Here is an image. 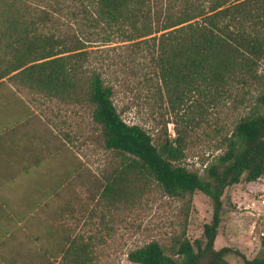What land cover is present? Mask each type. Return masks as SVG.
Masks as SVG:
<instances>
[{
    "label": "rangeland",
    "instance_id": "rangeland-1",
    "mask_svg": "<svg viewBox=\"0 0 264 264\" xmlns=\"http://www.w3.org/2000/svg\"><path fill=\"white\" fill-rule=\"evenodd\" d=\"M234 1L143 0L144 18L122 27L93 25L92 0H28V7L32 15H47L46 21L37 25L41 36L70 35L83 44L86 60L81 62V71L100 76L103 85L112 89L111 101L120 118L141 127L153 145L164 135L175 137L173 123H178V129L186 128L184 157L176 164L201 174L222 153L223 138L240 120L257 111L263 113L256 105L260 87L253 82L233 84L216 94L187 92L172 113L155 92L152 58L160 33L154 30L182 13L206 14L215 4L225 6ZM147 30L148 36L131 41L124 38L127 33L134 36ZM260 32L264 39V24ZM263 70L264 58L257 74ZM179 115L187 127L180 123ZM8 118L18 121L17 135L32 131L39 137L35 154L45 163L30 168L28 175L14 167H0V173H5L0 177V200L6 211L21 219L7 221L5 210L0 212V223L7 231L17 227L9 236L0 234V264H43L39 248L48 249L49 260L53 248L41 236L47 230H62L78 243L87 244L84 264H131L127 253L149 242L158 243L170 256L177 240L200 238L202 225L210 220L211 204L199 192L173 198L149 183L142 193L124 202L108 205L96 198L103 176L117 158L102 148L99 127L86 104L2 80L0 121ZM7 175H12L11 182ZM221 201L213 247L232 251L225 257L228 264H243L239 255L250 259L258 251L264 224V175L225 189ZM34 234L40 235L38 241L31 239ZM50 264L68 263L57 258Z\"/></svg>",
    "mask_w": 264,
    "mask_h": 264
},
{
    "label": "trees",
    "instance_id": "trees-1",
    "mask_svg": "<svg viewBox=\"0 0 264 264\" xmlns=\"http://www.w3.org/2000/svg\"><path fill=\"white\" fill-rule=\"evenodd\" d=\"M92 2L95 26L122 27L144 18L143 0ZM28 6V0H0V82L9 80L91 108L102 148L117 158L103 176L96 198L108 205L124 202L154 183L168 197L182 199L199 192L210 201V220L202 225L199 239L177 240L170 256L163 253L158 243L149 242L128 252L127 261L131 264H228L225 257L232 251L213 247L220 224L221 197L225 189L240 181L254 182L264 175V70L257 74L259 61L264 58V39L260 32L264 24V0L215 4L206 14L182 13L181 17L167 19L160 29L154 30L160 33L152 58L155 92L172 113L177 111L176 104L183 101L187 92L207 90L216 94L233 84L246 86L253 82L260 87L256 105L263 113L257 111L240 120L223 138L222 153L201 174L176 164L184 157L186 128L178 129V123H173L175 137L164 135L157 146L153 145L141 127L129 125L120 118L111 101L112 89L103 85L100 76L93 71L89 74L81 71V62L86 60L83 44L70 35L41 36L37 25L43 24L47 15H32ZM196 18L200 21H193ZM149 31L134 36L127 33L124 38L131 41V38L150 35ZM17 122L13 118L0 121V163L28 175L30 168L44 165L45 159L35 154L39 137L32 131L17 135ZM41 236L54 252L48 260V249H38L43 264L57 258L68 264H84L88 259L87 244L78 243L70 233L47 230ZM31 239L38 241L40 235H31ZM258 241V251L252 258L239 255L243 264H264V224Z\"/></svg>",
    "mask_w": 264,
    "mask_h": 264
},
{
    "label": "crops",
    "instance_id": "crops-1",
    "mask_svg": "<svg viewBox=\"0 0 264 264\" xmlns=\"http://www.w3.org/2000/svg\"><path fill=\"white\" fill-rule=\"evenodd\" d=\"M0 167H9V166H6V164L5 163H0ZM14 167V166H13ZM12 168V167H11ZM15 168V167H14ZM5 175V173H0V177H2V176H4ZM8 176H10V175H7L6 177H8ZM12 176V175H11ZM12 180H13V178H12ZM11 179H8V181L9 182H11L12 181ZM0 183H1V180H0ZM6 209H7V207H6V205L3 203V201L2 200H0V212H2L3 210H5V214H6V220L7 221H9L11 218H14V219H16V216H15V214L13 213V211H6ZM17 228V227H16ZM16 228H13L12 229V231H7L6 229H5V227H3V225H1V223H0V234H3V233H8V234H11L12 232H14V231H16ZM19 230H21V229H18V231Z\"/></svg>",
    "mask_w": 264,
    "mask_h": 264
}]
</instances>
